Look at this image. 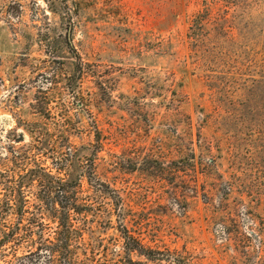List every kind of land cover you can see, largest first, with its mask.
I'll list each match as a JSON object with an SVG mask.
<instances>
[{
  "label": "rangeland",
  "instance_id": "374dc122",
  "mask_svg": "<svg viewBox=\"0 0 264 264\" xmlns=\"http://www.w3.org/2000/svg\"><path fill=\"white\" fill-rule=\"evenodd\" d=\"M36 166L121 198L81 222L95 264L121 221L193 264H264V0H0V200Z\"/></svg>",
  "mask_w": 264,
  "mask_h": 264
},
{
  "label": "trees",
  "instance_id": "16d2710c",
  "mask_svg": "<svg viewBox=\"0 0 264 264\" xmlns=\"http://www.w3.org/2000/svg\"><path fill=\"white\" fill-rule=\"evenodd\" d=\"M67 43L70 42L69 35ZM69 179L55 178L46 169L36 166L28 169L24 176L11 178L0 200V264H13L14 261L29 257H41L44 264H95L94 255L86 251L76 255L73 247L83 246L82 224L95 204L94 195L108 197L121 215V198L107 184L97 180L92 171L87 176L90 193L82 196L80 174ZM16 176V177H17ZM12 212V213H11ZM11 213L15 221L7 222L5 217ZM10 214V215H11ZM45 216L56 223L53 237L45 235ZM118 224L117 232L123 240L122 253H116L113 264H193L187 256L177 252H160L143 245L133 237L126 227ZM49 232V231H48ZM47 236V237H45ZM21 258L16 253L25 250ZM135 255L138 260H134ZM7 257L11 260L6 261Z\"/></svg>",
  "mask_w": 264,
  "mask_h": 264
}]
</instances>
